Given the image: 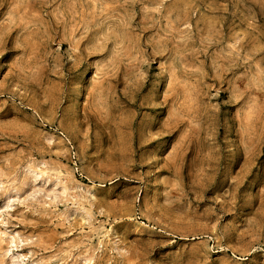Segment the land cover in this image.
I'll return each instance as SVG.
<instances>
[{
  "label": "rangeland",
  "instance_id": "obj_1",
  "mask_svg": "<svg viewBox=\"0 0 264 264\" xmlns=\"http://www.w3.org/2000/svg\"><path fill=\"white\" fill-rule=\"evenodd\" d=\"M0 264H264V0H0Z\"/></svg>",
  "mask_w": 264,
  "mask_h": 264
}]
</instances>
